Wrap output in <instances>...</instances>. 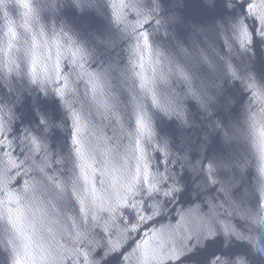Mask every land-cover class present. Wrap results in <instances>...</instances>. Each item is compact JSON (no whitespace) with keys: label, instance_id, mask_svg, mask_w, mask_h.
Instances as JSON below:
<instances>
[{"label":"water","instance_id":"water-1","mask_svg":"<svg viewBox=\"0 0 264 264\" xmlns=\"http://www.w3.org/2000/svg\"><path fill=\"white\" fill-rule=\"evenodd\" d=\"M0 264H264V0H0Z\"/></svg>","mask_w":264,"mask_h":264},{"label":"snow or ice","instance_id":"snow-or-ice-1","mask_svg":"<svg viewBox=\"0 0 264 264\" xmlns=\"http://www.w3.org/2000/svg\"><path fill=\"white\" fill-rule=\"evenodd\" d=\"M2 138H3V134H2V132H0V140H2ZM5 146H4V144L3 143H0V154H4V155H7V153L5 152ZM2 161H0V166H2Z\"/></svg>","mask_w":264,"mask_h":264}]
</instances>
